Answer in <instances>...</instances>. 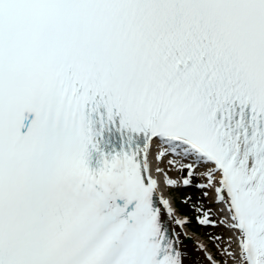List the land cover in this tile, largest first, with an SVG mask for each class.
<instances>
[{"label":"snow or ice","instance_id":"1","mask_svg":"<svg viewBox=\"0 0 264 264\" xmlns=\"http://www.w3.org/2000/svg\"><path fill=\"white\" fill-rule=\"evenodd\" d=\"M186 239L264 264V0H0V264H188Z\"/></svg>","mask_w":264,"mask_h":264},{"label":"bare ground","instance_id":"2","mask_svg":"<svg viewBox=\"0 0 264 264\" xmlns=\"http://www.w3.org/2000/svg\"><path fill=\"white\" fill-rule=\"evenodd\" d=\"M172 175L175 177L177 176L179 177L180 174L174 171ZM161 179H163V177H161ZM185 247L189 250L190 253L188 257V264H206L203 253L193 250V243L191 240H187V239L185 240Z\"/></svg>","mask_w":264,"mask_h":264},{"label":"trees","instance_id":"3","mask_svg":"<svg viewBox=\"0 0 264 264\" xmlns=\"http://www.w3.org/2000/svg\"><path fill=\"white\" fill-rule=\"evenodd\" d=\"M178 204H179L180 210L192 218V225H197L196 220H195V214L196 213L192 210V207L190 206V204L189 203L188 204H185V203L181 204L180 202ZM195 229L197 230L199 228L195 227Z\"/></svg>","mask_w":264,"mask_h":264},{"label":"rangeland","instance_id":"4","mask_svg":"<svg viewBox=\"0 0 264 264\" xmlns=\"http://www.w3.org/2000/svg\"><path fill=\"white\" fill-rule=\"evenodd\" d=\"M189 188H185V190L179 191L178 189H174L172 190L175 194V197L177 199V194L176 192H180L181 194H188V193H192L193 189L188 190ZM197 193V195L201 196V192L200 191H195ZM222 231H225L224 229H222ZM221 232V231H220ZM211 247L216 251V248L213 247V243L211 244Z\"/></svg>","mask_w":264,"mask_h":264}]
</instances>
